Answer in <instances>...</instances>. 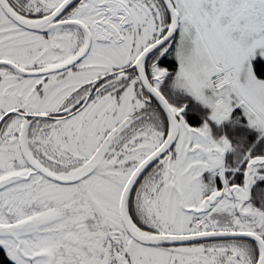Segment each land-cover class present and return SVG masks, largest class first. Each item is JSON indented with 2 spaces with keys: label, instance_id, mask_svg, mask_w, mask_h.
I'll use <instances>...</instances> for the list:
<instances>
[{
  "label": "snow or ice",
  "instance_id": "6c2138e0",
  "mask_svg": "<svg viewBox=\"0 0 264 264\" xmlns=\"http://www.w3.org/2000/svg\"><path fill=\"white\" fill-rule=\"evenodd\" d=\"M0 264H264V0H0Z\"/></svg>",
  "mask_w": 264,
  "mask_h": 264
}]
</instances>
